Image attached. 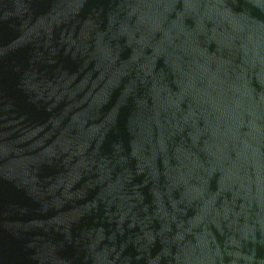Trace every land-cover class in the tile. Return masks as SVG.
Instances as JSON below:
<instances>
[{
    "label": "water",
    "instance_id": "obj_1",
    "mask_svg": "<svg viewBox=\"0 0 264 264\" xmlns=\"http://www.w3.org/2000/svg\"><path fill=\"white\" fill-rule=\"evenodd\" d=\"M0 264H264V0H0Z\"/></svg>",
    "mask_w": 264,
    "mask_h": 264
}]
</instances>
